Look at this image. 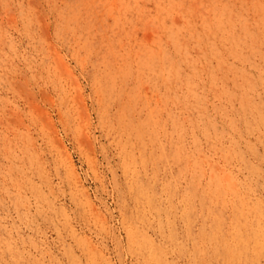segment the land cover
I'll return each mask as SVG.
<instances>
[{
	"label": "rangeland",
	"instance_id": "374dc122",
	"mask_svg": "<svg viewBox=\"0 0 264 264\" xmlns=\"http://www.w3.org/2000/svg\"><path fill=\"white\" fill-rule=\"evenodd\" d=\"M0 264H264V0H0Z\"/></svg>",
	"mask_w": 264,
	"mask_h": 264
},
{
	"label": "bare ground",
	"instance_id": "6f19581e",
	"mask_svg": "<svg viewBox=\"0 0 264 264\" xmlns=\"http://www.w3.org/2000/svg\"><path fill=\"white\" fill-rule=\"evenodd\" d=\"M147 189H148V188H146V187L144 186V187L142 188L141 191L145 193ZM223 222H224L223 220H222L221 222H219V225H223V224H224ZM214 223H217V224H218V222H217L215 219L212 220V224H214ZM238 233H241V232H240L239 230H236V231L234 232V234H236V235H237ZM232 247H235V246H233L232 244H228V245H227V249H228V248H231V249H232ZM223 249H225V247H222V250H223Z\"/></svg>",
	"mask_w": 264,
	"mask_h": 264
}]
</instances>
